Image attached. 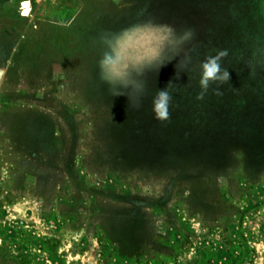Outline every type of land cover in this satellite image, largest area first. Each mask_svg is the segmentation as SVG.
<instances>
[{
    "label": "rangeland",
    "instance_id": "obj_1",
    "mask_svg": "<svg viewBox=\"0 0 264 264\" xmlns=\"http://www.w3.org/2000/svg\"><path fill=\"white\" fill-rule=\"evenodd\" d=\"M0 264H264V0H0Z\"/></svg>",
    "mask_w": 264,
    "mask_h": 264
},
{
    "label": "crops",
    "instance_id": "obj_2",
    "mask_svg": "<svg viewBox=\"0 0 264 264\" xmlns=\"http://www.w3.org/2000/svg\"><path fill=\"white\" fill-rule=\"evenodd\" d=\"M11 49H12V46L9 47V51H10ZM9 51H8V52H9ZM246 148H247V147H246ZM227 152H228L227 156L225 155L224 157L221 158L222 163H223L222 165H224V163H225L227 160H228V161H227L228 164H229L231 161L234 162V155L230 156V152H229V151H227ZM244 153H245V155H246L247 151L245 150ZM248 155L250 156V154H247V158H248V163H247L248 165H247V167H248V168H249V167L252 168V167H254V160H252L251 157H249ZM214 157H215V156H214ZM217 157H218V156H217ZM225 157H226V158H225ZM249 160H252V161H249ZM219 162H220V161H219ZM239 162H240V161H239ZM212 164H213V166L215 167V165H217V162H214V163H212ZM214 164H215V165H214ZM229 167H231V166H229ZM229 167H228V168H229ZM247 167H246V168H247Z\"/></svg>",
    "mask_w": 264,
    "mask_h": 264
},
{
    "label": "flooded vegetation",
    "instance_id": "obj_3",
    "mask_svg": "<svg viewBox=\"0 0 264 264\" xmlns=\"http://www.w3.org/2000/svg\"><path fill=\"white\" fill-rule=\"evenodd\" d=\"M23 4H21V6H22ZM22 14H25L26 15V13H27V6H22V12H21ZM24 16V15H23Z\"/></svg>",
    "mask_w": 264,
    "mask_h": 264
},
{
    "label": "bare ground",
    "instance_id": "obj_4",
    "mask_svg": "<svg viewBox=\"0 0 264 264\" xmlns=\"http://www.w3.org/2000/svg\"><path fill=\"white\" fill-rule=\"evenodd\" d=\"M24 6H26V4H25V3L23 4V7H24Z\"/></svg>",
    "mask_w": 264,
    "mask_h": 264
},
{
    "label": "trees",
    "instance_id": "obj_5",
    "mask_svg": "<svg viewBox=\"0 0 264 264\" xmlns=\"http://www.w3.org/2000/svg\"><path fill=\"white\" fill-rule=\"evenodd\" d=\"M128 201H131L130 199H128Z\"/></svg>",
    "mask_w": 264,
    "mask_h": 264
},
{
    "label": "water",
    "instance_id": "obj_6",
    "mask_svg": "<svg viewBox=\"0 0 264 264\" xmlns=\"http://www.w3.org/2000/svg\"><path fill=\"white\" fill-rule=\"evenodd\" d=\"M26 4V3H25ZM26 6H27V4H26Z\"/></svg>",
    "mask_w": 264,
    "mask_h": 264
}]
</instances>
